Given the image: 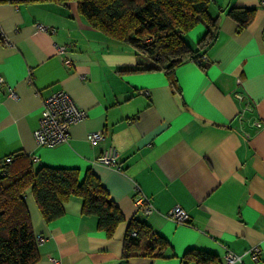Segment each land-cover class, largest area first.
<instances>
[{
  "label": "crops",
  "instance_id": "0c3cea01",
  "mask_svg": "<svg viewBox=\"0 0 264 264\" xmlns=\"http://www.w3.org/2000/svg\"><path fill=\"white\" fill-rule=\"evenodd\" d=\"M239 6L254 9L240 29L227 15ZM207 11L218 17L216 39L203 66L188 60L175 68L176 93L163 71L140 69L153 66L150 58L92 27L76 0H0L8 42L0 37V162L24 154L33 169L76 168L80 180L89 170L123 216L108 235L95 215L82 212L81 198L70 197L63 214L46 222L27 189L31 229L45 238L34 264H182L189 249L214 254L220 264L226 250L241 255L234 264H264V6L209 0ZM205 31L198 23L184 40L194 48ZM56 90L87 115L70 127L68 141L37 145L32 131L41 102ZM90 130H103V139L88 142ZM108 146L117 150L120 169L96 161ZM136 187L154 207L148 215L133 204ZM176 205L185 222L166 216ZM132 219L167 245L148 254L141 240L125 255ZM253 245L260 247L257 261L247 253Z\"/></svg>",
  "mask_w": 264,
  "mask_h": 264
},
{
  "label": "trees",
  "instance_id": "16d2710c",
  "mask_svg": "<svg viewBox=\"0 0 264 264\" xmlns=\"http://www.w3.org/2000/svg\"><path fill=\"white\" fill-rule=\"evenodd\" d=\"M76 1L92 27L150 58L153 66L140 69L163 71L176 93L180 90L175 68L188 60L203 66L200 58L217 36L218 17L208 14L209 0ZM227 15L240 29L252 22L254 9L231 7ZM198 23L204 24L206 31L193 48L183 35ZM27 189L46 222L63 214V202L70 197L81 198L82 212L95 215L98 228L108 235L123 220L117 204L91 171H86L80 180L76 168L33 169L28 156L17 155L10 162H0V264H34L38 259L37 243L24 203ZM132 229L136 230V236L130 234ZM141 240H145L148 254L167 245L162 237L151 232L146 222L132 219L126 229L124 254L137 252ZM182 264L220 263L214 254L189 249L183 254Z\"/></svg>",
  "mask_w": 264,
  "mask_h": 264
},
{
  "label": "built area",
  "instance_id": "2783aa9c",
  "mask_svg": "<svg viewBox=\"0 0 264 264\" xmlns=\"http://www.w3.org/2000/svg\"><path fill=\"white\" fill-rule=\"evenodd\" d=\"M16 1V0H13ZM260 4L264 6V0H260ZM37 30H45L46 26L43 24H36ZM3 36L2 30L0 28V37ZM1 39L8 43L3 37ZM56 51L62 53L65 51V46L57 45ZM206 55H202L200 61H204ZM68 62V60H66ZM4 83L3 77L0 75V85ZM9 94L14 96V91L10 88ZM235 97L238 99L243 98L244 94L241 92H236ZM251 105L245 106V109H251ZM87 113L84 109L79 108L70 98V96L64 90H56L41 102V111L37 128L32 131V136L37 145H47L52 146L58 143L66 142L69 139V129L75 123L81 121L86 117ZM242 113H240V116ZM254 123L259 126L258 121ZM104 137L103 130H90L86 134V139L90 143H95ZM118 152L113 146H108L104 149L97 157L96 161L104 166L120 169L117 163ZM12 156H6L4 162H10ZM133 204L137 211H141L144 215L150 214L154 207L150 199L142 192L139 187H136L133 193ZM166 216L176 222H185L188 215L184 209L180 206L171 207ZM132 236H136V230L132 229L130 231ZM44 236L41 234L35 235L36 243H41L44 241ZM250 258L253 261H257L260 254L259 245H253L248 250ZM224 264H234L241 260V255L236 254L230 250H226L224 253ZM58 264V261H55Z\"/></svg>",
  "mask_w": 264,
  "mask_h": 264
}]
</instances>
